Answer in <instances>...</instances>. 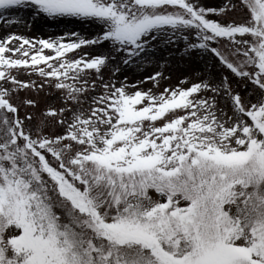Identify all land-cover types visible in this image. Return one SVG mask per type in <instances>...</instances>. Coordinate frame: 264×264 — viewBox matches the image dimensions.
<instances>
[{
	"label": "snow or ice",
	"instance_id": "snow-or-ice-1",
	"mask_svg": "<svg viewBox=\"0 0 264 264\" xmlns=\"http://www.w3.org/2000/svg\"><path fill=\"white\" fill-rule=\"evenodd\" d=\"M239 6L229 22L209 17L231 0H0L98 26L0 39V264H264V0ZM180 40L220 70L163 87L111 71Z\"/></svg>",
	"mask_w": 264,
	"mask_h": 264
},
{
	"label": "rangeland",
	"instance_id": "rangeland-1",
	"mask_svg": "<svg viewBox=\"0 0 264 264\" xmlns=\"http://www.w3.org/2000/svg\"><path fill=\"white\" fill-rule=\"evenodd\" d=\"M198 3L204 7L219 8L229 0H198ZM231 3L238 5V7L229 12L225 17L220 18L216 16H210V19L219 20L224 19L229 22L235 20L237 22L242 21L246 13L239 6V0H231ZM11 16L13 19H18L19 23L9 24L6 21V17ZM75 31L82 37L93 38L97 31L98 26L94 24H86L81 21L63 22L57 23L46 18H40L31 14L30 10H13L10 12H4L0 14V39L9 34L23 35L30 39H49L60 36H66L69 32ZM185 45L182 40L167 45L161 42H154V49L146 59L140 60L137 63L130 65H123L120 61H112L111 71H115L116 65L119 63L120 71L116 73V76L120 80L127 78L129 83H138L141 79H147L150 74H154L157 71H162L167 77L162 81L163 86H178L181 79L196 80V73L203 72L211 69L212 71H219L218 62L214 64L207 58H201L199 54L186 55L184 52ZM47 51V50H45ZM92 55L99 54V52H106L107 49L103 46H97L94 49H86ZM69 55H72L69 53ZM109 75V71H105V78ZM22 79H29L27 75L21 77ZM39 81V77H31ZM145 89L151 87L150 83L143 85ZM162 90V88H161ZM31 97L39 101V108L36 111L44 110L48 103L59 106L54 96H47L44 93L37 94L36 92H21L19 94V100ZM19 100L14 99V103H18ZM25 111L32 112V108L21 107L20 114L24 115ZM57 214H61L59 209H56Z\"/></svg>",
	"mask_w": 264,
	"mask_h": 264
}]
</instances>
